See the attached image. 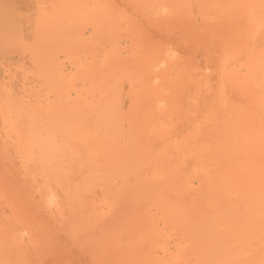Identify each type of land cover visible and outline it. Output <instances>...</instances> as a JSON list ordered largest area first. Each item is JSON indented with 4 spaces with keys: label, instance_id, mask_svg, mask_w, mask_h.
Masks as SVG:
<instances>
[{
    "label": "bare ground",
    "instance_id": "1",
    "mask_svg": "<svg viewBox=\"0 0 264 264\" xmlns=\"http://www.w3.org/2000/svg\"><path fill=\"white\" fill-rule=\"evenodd\" d=\"M0 264H264V0H0Z\"/></svg>",
    "mask_w": 264,
    "mask_h": 264
}]
</instances>
